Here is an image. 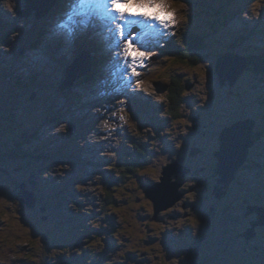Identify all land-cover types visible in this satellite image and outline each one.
I'll return each instance as SVG.
<instances>
[{
    "label": "rangeland",
    "instance_id": "obj_1",
    "mask_svg": "<svg viewBox=\"0 0 264 264\" xmlns=\"http://www.w3.org/2000/svg\"><path fill=\"white\" fill-rule=\"evenodd\" d=\"M224 1L226 0H212V3L218 7L221 6L222 2ZM235 20L236 21L234 23L228 24L225 28H220L221 31L218 33V35H213L208 49L204 52V59L200 64H191L188 61L190 60V57L188 56H185L186 61L183 60L184 58L179 60L176 58H169L168 61L163 64L156 62L154 63V71H156L157 68H161L166 74L171 72L170 68H174L176 72L179 71L178 73L187 70L185 74V81L182 82L181 86L184 85L185 82L188 85L193 84V86L191 89H187L186 94L183 96L185 103L183 105L184 107L181 111L180 117L178 119L170 118L164 123L165 129L158 130L157 134L153 132L152 136H156L154 139L150 140V136H146L145 142L147 144L149 143L150 145H148L151 146L149 154L150 164L145 168H140L139 170L144 172L142 177L146 179V181H160V176L163 175L165 167L169 165L167 162L174 159L181 161V157H187V159L190 158L186 154L189 153L193 146L195 147H193L192 151L197 150L199 146H201V152L206 154L203 155L201 163L209 165L213 164L215 161H218L217 157L213 154L214 150L216 152L220 148V141L217 139L218 132H220L225 126L231 125L229 124L230 122L233 124L237 119L247 117L258 118V132L260 134V138L257 142L251 145L252 147L250 146L251 150H249V152L246 154V160H248V163L246 162V167L249 166L248 169L243 170L240 173L241 175H243V173L249 175V177L246 178L244 184L243 182L236 181L232 184L228 193H226L227 181L224 178V180L221 178L219 179V175H217L216 178V170L218 166L214 170H207L205 167L195 170L194 167L199 165V163L193 161L190 164L191 166L188 165L190 169H188L187 172L193 169L194 176L202 175L204 179L203 183L205 186L201 184L203 188H199V190L205 189L202 192L204 199L202 200L201 205L203 208L208 209V213H206V219L203 221V229H198L199 233L197 229L191 231L188 236L189 241L184 242L187 245L193 244L197 248L201 249L199 254H195L199 261H201V259L205 258L206 256L207 260L211 264H220L221 262L222 264H264V232H261L260 237L254 241H247L245 236H242V233L251 224L250 221L255 215L252 212L247 213L249 208L247 207V204H242L241 200V196H244L243 191H252L248 195V198L251 201H264V189L260 188L261 185L264 187V90L260 88L261 86L264 87V85L262 80L256 79L260 76L255 73L254 77L251 70L246 71L234 85H230L229 82H227L225 85H222L220 76L216 71V62L213 60V57H216V55L225 50V48L222 47H226V44H229V46L226 48H229L230 50L233 49L230 41L227 39V35L228 33L232 34L233 36L237 35L236 28L238 27V19L235 17ZM11 37L15 38L14 35ZM217 40L218 42H216ZM242 45L243 47L239 45L236 50L247 48L246 41H243ZM210 48H216V51H213L212 54L208 53ZM183 63H185V66ZM260 73L261 77H263L264 72L260 71ZM18 74L16 73V75ZM54 76L57 78L55 74H53V77ZM17 77L21 78V80L26 78L25 75L22 74V76H16V78L13 79V82L16 81L15 79H17ZM250 82H253L255 85L253 87L249 86ZM255 86H258V90L253 89ZM12 88L13 86L7 78L0 77V95L9 96L8 102L3 103L0 100V155L3 154L5 156V151H11V153L16 154L14 148L11 150L9 149V146L5 140L2 142V138L5 139L8 136L7 131L4 128V125H7V122H16H10V127L14 129L19 127L21 120L25 121L24 123L21 122L23 126V131L21 133H25V131L27 132L25 138L26 141L30 143L31 147H29V149H32V153L37 154L39 152L40 142H42L41 140L44 141V139L39 138L36 141L30 140V138L34 137L35 135L34 131H31V129H33V126L35 125V120L39 121V119H42L46 116L34 112L32 110V105L33 103H37L40 106H47L51 102L49 99L50 97L47 95H42L39 98H36L39 90L34 91L33 97H35V99L28 103L30 116H26L25 105L28 97V91L25 89L15 91ZM239 93H242V95H238ZM56 105H59V103L56 102L55 106ZM227 106L228 108L226 109ZM10 108L12 109L11 112L6 113V111ZM198 114L201 115V117L197 121L195 117ZM3 122L5 123L3 124ZM197 124L198 127H195ZM138 132L139 130L136 129L133 124H131L132 136H136ZM225 132L226 130L222 134ZM250 132L251 131L245 122L243 123L242 121H239L236 130L232 134V137L239 140V142H242L243 137L241 136L249 135L248 133ZM181 134H183L182 138H180ZM40 135L41 133L39 132L38 136ZM17 138L19 139L18 136ZM147 138L148 141H146ZM8 142H12V139H9ZM45 142L49 141L45 139ZM48 146L52 147L49 143H46L45 147L48 148ZM223 146L224 143L222 144L221 151ZM56 154L59 153L56 152ZM226 156L229 160H233V154L227 153L225 157ZM17 158L20 166L9 157L7 159V163L9 166L10 164H13L15 168L21 169V175L23 177V173L34 167L33 164H35V161L34 159L30 158V156L23 159H21L20 156H17ZM161 159L163 164L160 162ZM8 170L11 174V167H9ZM13 175L14 183L17 179L15 177L17 176L16 172L13 173ZM175 178L176 180L181 178L178 176L177 172L175 173ZM135 181L134 187L138 188L139 194H144V187L140 184L137 178H135ZM190 183L192 185L194 184V182ZM11 184L12 182H10L7 177L6 180H0V217H4L7 221V224L0 228V241L1 243L13 241L15 244L28 242L30 241V235L27 234L26 236H23L25 235V231L20 230V228L23 227L26 229L27 233L29 232L28 227L23 226V224L20 222L22 216L28 211L22 210V203L16 198L11 200V196L4 188L6 185L10 188ZM234 184L237 187L236 190L239 191L238 194L241 196H236L232 193ZM181 187L182 184L179 186L178 190L180 193H184L185 191L183 192V188ZM40 189H44V187L42 186ZM218 190H222L224 195L217 196L219 199L217 197L213 199L212 194L216 195ZM191 192H195L197 195H199V192L197 191H189L186 195L191 194ZM207 194H209V197H206ZM122 196H127L130 198L129 201L125 203L123 202L124 206H122V209L125 210L129 221L125 223L121 229L117 230L114 236H116L118 240H126V243L122 245L125 249L124 252L126 253L129 250L135 249L137 247L142 248V244L139 245L138 243V238L142 235L143 229H149L148 232H152L150 229H152L154 226L159 228L162 226V224L152 223V225L148 223V216L145 214V212L147 209H154L155 205L150 201L149 198H147V196L143 198L134 194L132 191L129 192L128 189H125ZM184 196L177 200L176 203L169 205L167 209H170L172 212L178 211V207L184 204L181 202ZM14 197L18 198L19 196L15 194ZM8 201L9 203H7ZM19 211L23 215H20ZM68 213H71V211H68ZM62 215L65 219L69 218L67 213H62ZM110 215H112V213H110ZM102 217L103 215L97 217L95 224H98ZM49 221L53 222L54 220L49 217ZM108 224L113 229H117L119 227V224L114 222V220L110 217L108 218ZM45 231V228L40 229L39 232L41 233V236L45 235ZM53 231L55 237L59 236L61 233L57 227H53ZM158 231L159 229H153L155 234L158 233ZM110 235L112 236L113 234L110 232ZM235 235H237V237L234 238ZM178 237L179 235L177 234H165L161 239V241H163V246L162 242L159 240L148 241L146 245L150 253L147 257V264L190 263L188 258L192 253H188V255L184 257L180 256L179 253H174L175 249H179ZM150 238H153L152 234L150 235ZM182 238V240H184L185 235H182ZM37 239L39 242H41L40 237H37ZM259 244H262L263 246L261 245V247H259ZM96 245H99L97 241L93 242L90 247H95ZM102 245L105 247V249L108 248V244L104 243ZM31 246V252L35 256H41L44 252V249L40 243L36 245L32 243ZM248 246H250V249H247ZM157 249H159L161 252H154L157 251ZM168 249L172 250L173 252L170 253V250ZM111 253L113 256H119V251H116L112 248H108L105 254L111 255ZM139 253L140 257L144 256L142 251H139ZM87 255V253L84 254L85 257ZM135 256L136 255H133L132 257ZM118 258L123 260L121 256ZM66 260L69 259L66 258ZM186 260L188 261L186 262ZM133 261H135V259H133L131 262ZM115 263L116 261L113 259V257L106 261V264ZM90 264H98V261L93 258Z\"/></svg>",
    "mask_w": 264,
    "mask_h": 264
},
{
    "label": "clouds",
    "instance_id": "obj_2",
    "mask_svg": "<svg viewBox=\"0 0 264 264\" xmlns=\"http://www.w3.org/2000/svg\"><path fill=\"white\" fill-rule=\"evenodd\" d=\"M9 7L11 8L12 7V5L10 4L9 5ZM223 57V61H222V66H223V68L224 69H226V68H228V65L226 64V62L229 60L228 58H227V54H224L223 55V53L221 54V57H220V59ZM218 64V63H217ZM217 64H216V71H217ZM230 65H231V62H230ZM217 73H218V71H217ZM219 74V73H218ZM232 75H233V78L232 79H227L226 80V83L225 84H227V82H229V84L230 85H234L238 80H239V77H237V75H236V72L234 71L233 73H232ZM220 76V75H219ZM225 84H222V85H225ZM238 95H242V93H239ZM239 121H242L243 123L245 122V124L249 127V128H251V131H252V134H251V137H252V140H253V143H252V145L255 143V142H257V141H255V137L257 136V135H260L259 134V132H258V127H257V124L254 122V120L251 118V117H247V118H240V119H237V120H235V122L232 124V126H230L229 128H231V127H233V126H235L236 124H238L239 123ZM255 127H256V129H255ZM229 128H227V129H229ZM255 129V130H254ZM221 147H222V143L220 144V149L219 150H217L215 153H216V156H217V152H219L220 150H221ZM252 147V146H251ZM251 147L249 148V150H251ZM192 149L193 148H191V150L190 151H192ZM189 151V152H190ZM6 152V155H8V157L11 159V160H13V161H15L16 162V160H17V156H19L18 154H13V153H11V151L10 152H8V151H5ZM249 152V151H248ZM189 154V153H188ZM188 154H186V155H188ZM183 159H184V162L183 163H181V164H178V165H181L183 168L181 169V170H179V171H177V174L178 175H186L187 173H189L190 171H188L187 172V170L189 169V166H188V163H186L187 161L189 162V158L187 159V157H182ZM217 159H218V161H217V166H218V168H217V170H216V173H217V175H219L220 177H219V179L221 178V179H223V176H222V174L219 172V164L221 163V160H220V158H219V156H217ZM248 163V160H246L245 159V161L236 169V171L234 172V174H239V175H241L240 173L243 171V170H247V167H246V165H247V163ZM173 164H175V163H173ZM177 164V163H176ZM11 165H13V164H10V166L9 167H11V169H12V166ZM8 166H6V167H8ZM2 167V165H0V168ZM244 167H246V168H244ZM4 168H5V166H4ZM263 168H264V166H263ZM6 170V169H5ZM5 170H0V172H2V173H0V180L1 181H3L4 179L6 180V177L10 180V182H12V184H11V186H10V188L6 185V186H4V188L7 190V192L9 193V195L11 196V200H13V198H16L19 202H21V203H24L25 201H23L24 200V194H26V190H25V188H24V186H21V185H19V184H14L13 183V178H14V175H13V173H15L14 172V170L12 169L11 170V174L9 173L10 171H5ZM20 172H21V170H20ZM176 173V172H175ZM175 173H173V175H172V177H171V181L172 182H177V183H179L180 185L182 184L179 180H176V178H175ZM163 175H164V172H163ZM163 175L162 176H160V182L162 181V177H163ZM16 177V176H15ZM232 179H233V177L231 178V179H225L226 181H227V189H226V193H228V191H229V189H230V187L232 186L231 185V183L230 182H232ZM224 180V179H223ZM158 182V181H157ZM181 188H183V185H182V187ZM221 191V190H220ZM179 192V191H178ZM183 192H184V189H183ZM238 190H236V189H233L232 188V193L233 194H238ZM15 194H17L19 197L17 198V197H14L15 196ZM183 194H185V192L184 193H180L179 192V195H180V197H179V199H181L184 195ZM239 195V194H238ZM239 196H241V195H239ZM242 197L243 196H241V200H242V204H246L245 202H244V200L242 199ZM178 199V200H179ZM171 200H169L168 202H170ZM151 202H153L154 203V201L151 199ZM177 202V200L175 201V202H173V203H171V204H174V203H176ZM7 203H9V201L7 202ZM7 203H5V204H7ZM4 204V205H5ZM170 204V205H171ZM3 205V206H4ZM154 205H155V203H154ZM169 206V205H168ZM168 206L167 207H164V208H162L161 210H159V211H157V209H156V206H155V208L153 209V213H154V216L151 218V220L152 221H156V222H159L160 221V214L162 213V212H166V211H171L170 209H167L168 208ZM247 207H249V205L247 206ZM21 215H23V214H21ZM148 216V215H147ZM148 220H149V217H148ZM148 223H150V224H152V222L149 220V222ZM180 223H182V222H180ZM154 224V223H153ZM152 224V225H153ZM170 225H173V223L172 224H169V226ZM25 227H27V225H24ZM189 226H190V228H192L193 230H196L197 229V231H198V233H199V230H202L203 228H200L199 227V225H198V223H195V224H193L192 222H190L189 223ZM197 226H198V228H197ZM20 229H25V228H20ZM153 229L154 230H156V229H159V231H158V233H154L153 231L151 232V234H152V236H153V238H150V241H161V239L163 238V236L165 235V233H166V227H153ZM199 229V230H198ZM193 230H191V229H188V231H193ZM172 233V232H171ZM186 233H187V231H185V230H183L182 231V233L180 234L179 233V237H180V239H181V241H182V246L181 247H179V249L177 250V249H175L174 250V253L176 254V253H180L181 252V250H183V249H185L186 247H190V248H196V249H198V250H200L201 251V249H199V248H197L195 245H193V244H190V245H187V244H185V242L184 241H189V238H188V236H189V234H188V236L186 235ZM173 234V233H172ZM182 235H185V239L184 240H182L183 238H182ZM242 236H245L246 237V235L245 234H242ZM235 237H237V235H235L234 236V238ZM107 238V237H106ZM108 239V244H109V240H110V238H107ZM235 240V239H234ZM43 241H45V240H43ZM89 241H91L89 238H87L86 239V242H87V246H89L90 247V245H89ZM162 242V246H163V241H161ZM126 243V240H118L117 238L114 240V244H116L117 245V248L115 249L116 251H119V252H123L124 253V248H123V244H125ZM189 243V242H188ZM110 245H108V247H109ZM28 248H30L29 246H26L25 248H23L26 252H27V255H29V254H31V252H29L27 249ZM127 248V247H126ZM93 249H94V251L95 252H98L99 250H101V249H105V247L102 245V244H100L99 243V245H96L95 247H93ZM113 249V248H112ZM142 249L143 250H145V251H148V247H147V245L146 244H144V245H142ZM165 249V248H164ZM168 250H170V249H168ZM83 252V250H81L80 251V253H79V255L81 254ZM154 252H161L159 249H157V251H154ZM171 252H173L172 250H170V253ZM150 253V252H149ZM149 253H147L148 255H149ZM163 254H167V253H163ZM162 254V255H163ZM110 256H113V254L111 253V255H107V254H105L104 256H102L99 260H98V264H106V261L110 258ZM208 256V255H207ZM205 259H206V261L209 263V264H211L208 260H207V258H206V256H205ZM93 260V257H91L90 259H89V261L91 262ZM119 260V259H118ZM66 262H68V260H66ZM193 263H196V264H203L202 262H200L197 258H193L191 261H190V263L189 264H193Z\"/></svg>",
    "mask_w": 264,
    "mask_h": 264
},
{
    "label": "water",
    "instance_id": "obj_3",
    "mask_svg": "<svg viewBox=\"0 0 264 264\" xmlns=\"http://www.w3.org/2000/svg\"><path fill=\"white\" fill-rule=\"evenodd\" d=\"M223 57L219 60L217 64V71L220 75L221 84H225L227 79H232L233 75L232 73L235 71V66L228 60L226 64L228 65V68L224 69L222 66ZM236 124L235 126L229 128L226 130L224 134L221 136L222 144L224 143L222 151L220 150L217 152V156H219L221 163L219 164V172L222 174L224 179H231L234 175V172L236 169L245 161L246 154L249 151L250 146L253 143L251 134V128L249 135H242L243 137L242 142H239L236 138L232 137V134L237 128ZM232 131L230 134L228 131ZM231 152V153H230ZM234 152V153H232ZM233 154V160H229L227 156L225 155ZM183 167L178 164H172L169 166H166L164 169V175L162 177V181L157 183V190L155 187H150L148 195L153 199L157 211L161 210L164 207H167L171 203L175 202L179 199V186L180 184L177 182H172L171 177L173 173L181 170ZM158 194V195H157ZM160 195V196H159ZM164 195H167L168 201L164 200ZM31 197H28L30 199ZM167 203H166V202ZM196 264V263H193Z\"/></svg>",
    "mask_w": 264,
    "mask_h": 264
},
{
    "label": "snow or ice",
    "instance_id": "obj_4",
    "mask_svg": "<svg viewBox=\"0 0 264 264\" xmlns=\"http://www.w3.org/2000/svg\"><path fill=\"white\" fill-rule=\"evenodd\" d=\"M111 11L118 14V19L112 16L111 12H108V5L98 3L95 5L98 9H103L107 15L115 22V29L119 35L125 39L126 53L132 58L150 57L151 53L141 51L136 48L132 39L125 35V27L134 24L142 23V21L150 22L153 25H159L162 29H168L176 25V13L166 5V0H109ZM187 7V5H184ZM134 17L142 19H134ZM135 75H139L138 72L133 69ZM203 75V73H202ZM141 81H138L139 85ZM192 223H198L196 219H192Z\"/></svg>",
    "mask_w": 264,
    "mask_h": 264
},
{
    "label": "flooded vegetation",
    "instance_id": "obj_5",
    "mask_svg": "<svg viewBox=\"0 0 264 264\" xmlns=\"http://www.w3.org/2000/svg\"><path fill=\"white\" fill-rule=\"evenodd\" d=\"M193 161H196V160H194L193 158L190 159L188 162V165H190L191 162H193ZM196 162L199 163L198 161H196ZM215 166L216 165L208 167V165L199 163V165H197L194 168H195V170H198L199 168L202 169L203 167H205L207 170H214L216 168ZM178 176L181 177L179 179V181L182 183L183 189L185 191V194H184L185 196H184L183 200L181 201L184 204H182V206L179 204L180 206L178 207V211L162 212L160 214V221L159 222L151 220L152 213H153L152 208L147 209L145 214L148 215L149 220L152 223L162 224L161 227H166V228L169 227V224L171 221L174 223L182 222L183 226H182L181 230L187 231L190 228L189 223L192 222V218L194 217L198 221L199 227L202 228L203 227V221L206 219V213H208V209L203 208L201 205L202 200L204 199L202 192L205 189L199 190V188H203L201 186V184L203 186H205V184L203 183L204 179H203L202 175L201 176H194L193 175V169L189 173H187L186 175H178ZM216 178H217V173H216ZM190 182H194V184L192 185ZM189 191H197V192H199V195H197L195 192H191V194L186 195ZM206 197H209V194H207ZM212 197H213V194H212ZM254 215L255 216L252 218V220L256 218V214H254ZM260 232H264V226H258L256 228L257 236L260 235ZM188 253H192L190 255V257L188 258V260L191 261L193 258L198 259V257L195 254H199L200 250H198L196 248L186 247L185 249L181 250V252L179 254H180V256L184 257V256L188 255ZM188 260H186V262ZM200 262H202L203 264H209L205 258L201 259ZM116 264H121V262H118Z\"/></svg>",
    "mask_w": 264,
    "mask_h": 264
},
{
    "label": "trees",
    "instance_id": "obj_6",
    "mask_svg": "<svg viewBox=\"0 0 264 264\" xmlns=\"http://www.w3.org/2000/svg\"><path fill=\"white\" fill-rule=\"evenodd\" d=\"M187 46L189 47V50L187 52V56L192 57L191 61H193V63H199L201 62V56H203V52L208 48V45L206 43V40L203 38H199L197 36L193 37V38H189L187 40ZM193 50L194 52L191 53ZM210 52L212 53L213 50H210ZM245 55H247L250 65H254L256 67L257 70L261 69L260 65H263L264 60L259 59L258 57L250 54V53H245ZM181 81H183V79L181 77H174L172 82H171V86H170V100L172 101V105H171V113L172 116L174 118H176L177 116H180L181 114V110L183 108V97L182 95H184V86H181ZM260 138V135H257L255 137V141H258ZM138 153H140L141 155L147 154V150L142 149V148H138ZM8 155H0V165H2V167L0 168V170H8L9 166L7 163V157ZM5 166V168H4ZM8 166V167H6ZM134 167V166H133ZM132 167V168H133ZM5 170V171H6ZM6 171V172H7ZM2 173V172H0ZM151 231H153V228L150 229ZM149 229H143L142 230V235L138 238L139 240V245L142 244H147L148 241H150V235L151 232H148ZM139 251H142L144 256L140 257V253ZM147 253H149V251H145L140 247H137L135 249H131L128 252H126L125 254L121 255V257L123 258V260L119 259V262H121V264H147V257L149 256ZM132 255H136L137 259H135V261L131 262L129 261L130 256Z\"/></svg>",
    "mask_w": 264,
    "mask_h": 264
},
{
    "label": "bare ground",
    "instance_id": "obj_7",
    "mask_svg": "<svg viewBox=\"0 0 264 264\" xmlns=\"http://www.w3.org/2000/svg\"><path fill=\"white\" fill-rule=\"evenodd\" d=\"M77 17L79 16V15H76ZM114 33H116V29H114ZM92 40H95V39H92ZM42 64V63H41ZM101 71H102V69H101ZM18 74V73H17ZM16 76H22V74L21 73H19L18 75H16ZM19 79L21 80V78H17V79H15L16 81H19ZM223 103V102H222ZM230 134L232 133V131L230 130V131H228ZM47 140V139H46ZM42 142H40V143H42V144H46V143H49V142H45V139H44V141L43 140H41ZM220 149V148H219ZM31 150V149H30ZM51 150H53V147H50V150L49 151H51ZM45 151H47V147H45ZM55 152H57L58 153V151H56L55 150ZM209 161V160H208ZM67 164H71V163H67ZM154 187H155V189L157 190V185L155 184L154 185ZM65 190H67L68 191V189H65ZM70 191V190H69ZM158 195V194H157ZM160 196V195H159ZM164 200H166V201H168V197H167V195H164ZM17 201V200H16Z\"/></svg>",
    "mask_w": 264,
    "mask_h": 264
}]
</instances>
